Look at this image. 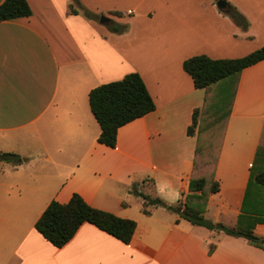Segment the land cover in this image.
<instances>
[{"label": "crops", "instance_id": "crops-1", "mask_svg": "<svg viewBox=\"0 0 264 264\" xmlns=\"http://www.w3.org/2000/svg\"><path fill=\"white\" fill-rule=\"evenodd\" d=\"M216 1L26 0L29 17L0 21V153L24 159L0 161V264H264V251L246 239L192 225L162 207L148 206L146 215L143 198L129 192L135 186L170 205L188 194L196 129H187L205 90L194 88L182 62L240 58L264 47V0H224L225 10ZM70 6L98 18L71 14ZM101 15L108 23H99ZM109 23L127 30L111 32ZM131 72L141 76L155 109L119 128L109 148L97 142L88 93ZM237 85L212 175L218 191L200 208L204 219L228 228L246 225L240 214L248 183L260 171L264 60L242 70ZM28 167L33 171L24 175ZM37 179L51 183L48 193L33 186ZM73 193L135 221L130 242L89 223L61 248L47 242L35 222L52 200L64 204ZM253 233L264 238V224Z\"/></svg>", "mask_w": 264, "mask_h": 264}, {"label": "trees", "instance_id": "trees-1", "mask_svg": "<svg viewBox=\"0 0 264 264\" xmlns=\"http://www.w3.org/2000/svg\"><path fill=\"white\" fill-rule=\"evenodd\" d=\"M79 10L69 7L71 14H79L87 19L97 20V15L79 6ZM226 14L241 28L247 26L244 18L235 10L229 9ZM111 15L121 16L119 12ZM31 15V9L26 0H4L0 4V21L16 18H25ZM107 28L114 33H123L127 25L109 23ZM264 60V47L249 54L233 59H211L205 55L192 56L182 62L183 71L188 74L194 88L204 89L205 97L202 108L192 115V123L187 129L188 135H193L196 129V151L191 176L188 182V194L183 203L167 204L159 198H152L139 192L135 186L129 192L140 196L144 200L142 212L149 214L146 207H162L187 220L192 225L204 227L211 231H221L233 237H242L247 242L264 251V238L253 233L255 224H264V216L248 213L245 202L240 216H245L246 225L239 222L235 227L228 228L220 223H212L204 219L201 206L205 204L210 193L218 191L217 182L212 175L217 163L230 109L224 114L219 113L216 101L212 99L213 89L210 87L223 79H230L233 95L242 70ZM211 102L210 105V99ZM90 111L100 127L97 142L114 148L118 129L122 126L143 117L155 109L141 76L136 72L124 75L120 80L98 85L88 93ZM0 161L12 165H20L24 159L12 153H0ZM264 187V171L252 174L248 183L247 196H259L258 187ZM252 193V194H249ZM246 200V199H245ZM192 201V202H191ZM252 219L249 224V220ZM83 223H89L107 233L124 244L130 242L136 223L130 219L95 209L88 205L80 195L73 193L69 200L61 204L52 200L35 222V230L52 246L61 248L76 233Z\"/></svg>", "mask_w": 264, "mask_h": 264}, {"label": "rangeland", "instance_id": "rangeland-1", "mask_svg": "<svg viewBox=\"0 0 264 264\" xmlns=\"http://www.w3.org/2000/svg\"><path fill=\"white\" fill-rule=\"evenodd\" d=\"M231 83H232V80L223 79L210 87L211 89H213L212 99L216 101L215 105H217V109L220 115L224 114L227 110L229 111L230 104L233 105L235 93L233 95V92H232L233 89H232V86L230 85ZM242 99L243 98H241V104H239L240 107L242 105V101H243ZM209 100H210V105H211V102H213V100L211 101V98ZM232 105H231V109H232ZM238 110L241 111V108H238V105H237V111ZM256 167H257L256 170L259 169L261 171H264V145L258 149ZM22 169H30L29 170L30 172L25 170L26 172H24V175H29L33 171L31 167L22 168ZM33 186L39 187L41 189L40 193H48V190L52 187L51 183H48V184L42 183L39 179H37L36 183H33ZM258 190H259V196L257 197V199L254 200L253 195L247 196L245 200V210L246 212L255 214L259 217V215L264 216V187L259 186ZM249 194H252V193H249ZM248 220L250 224L252 219H248Z\"/></svg>", "mask_w": 264, "mask_h": 264}, {"label": "water", "instance_id": "water-1", "mask_svg": "<svg viewBox=\"0 0 264 264\" xmlns=\"http://www.w3.org/2000/svg\"><path fill=\"white\" fill-rule=\"evenodd\" d=\"M71 1L74 2V3H77V0H71ZM226 6H227V4H226V2L224 0H217L216 1V7L219 10H225ZM108 21H109V18L104 16V15H101L99 17V23L100 24H106V23H108Z\"/></svg>", "mask_w": 264, "mask_h": 264}]
</instances>
